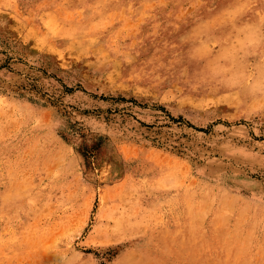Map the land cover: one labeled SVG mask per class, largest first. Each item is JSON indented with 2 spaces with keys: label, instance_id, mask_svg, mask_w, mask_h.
<instances>
[{
  "label": "rangeland",
  "instance_id": "rangeland-1",
  "mask_svg": "<svg viewBox=\"0 0 264 264\" xmlns=\"http://www.w3.org/2000/svg\"><path fill=\"white\" fill-rule=\"evenodd\" d=\"M0 264H264V0H0Z\"/></svg>",
  "mask_w": 264,
  "mask_h": 264
},
{
  "label": "bare ground",
  "instance_id": "bare-ground-1",
  "mask_svg": "<svg viewBox=\"0 0 264 264\" xmlns=\"http://www.w3.org/2000/svg\"><path fill=\"white\" fill-rule=\"evenodd\" d=\"M262 105V104H261Z\"/></svg>",
  "mask_w": 264,
  "mask_h": 264
}]
</instances>
